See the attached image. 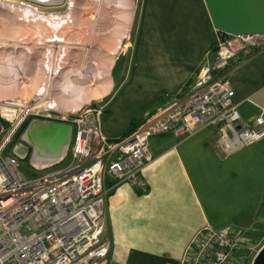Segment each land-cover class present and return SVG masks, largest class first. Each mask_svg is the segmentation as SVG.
I'll list each match as a JSON object with an SVG mask.
<instances>
[{"label": "crops", "instance_id": "obj_1", "mask_svg": "<svg viewBox=\"0 0 264 264\" xmlns=\"http://www.w3.org/2000/svg\"><path fill=\"white\" fill-rule=\"evenodd\" d=\"M137 2L120 85L98 118L101 134L110 140L129 135L150 113L173 103L220 36L264 34V0ZM221 73L241 123L253 128L264 117V47ZM214 140L210 129L183 139L152 137L143 193L106 178L107 264H180L205 226L244 230L263 214L264 139L224 158L214 153Z\"/></svg>", "mask_w": 264, "mask_h": 264}, {"label": "built area", "instance_id": "obj_2", "mask_svg": "<svg viewBox=\"0 0 264 264\" xmlns=\"http://www.w3.org/2000/svg\"><path fill=\"white\" fill-rule=\"evenodd\" d=\"M263 47L264 34L220 36L215 51H210L215 55L213 66L205 62L191 87L173 103L150 113L123 138L104 137L100 110L89 106L53 119L71 126L70 143L55 163L61 164L67 156L68 164L58 170L52 165L41 170L34 167L39 174L33 177L19 171L26 151L16 144L22 142L11 146L9 154L5 151L9 138L26 120L45 115L34 114L39 107L28 101L0 108V135L7 133L0 143V264H107L105 180L145 192L142 173L153 162L149 140L154 136L183 139L210 129L218 158L263 140L264 117L259 116L253 128L241 123L234 92L221 73L230 62L242 61L253 49ZM246 233L234 225L205 226L186 247L180 264H253L264 244L257 248Z\"/></svg>", "mask_w": 264, "mask_h": 264}, {"label": "bare ground", "instance_id": "obj_3", "mask_svg": "<svg viewBox=\"0 0 264 264\" xmlns=\"http://www.w3.org/2000/svg\"><path fill=\"white\" fill-rule=\"evenodd\" d=\"M36 1L42 2L43 0ZM85 1L88 3L83 8L84 13L82 11L79 12L78 5L74 0H69L67 4H63L66 6L67 11L60 15H54L41 14L38 12L37 7L28 5L26 2L7 3L0 0V67L6 66V63L11 59H16V61H19V59H38L37 62L28 63L29 66L28 64L26 66H28V72L34 76L40 78L39 76L42 75L40 79L47 77L46 81L43 79L47 84L43 83L42 86H39L44 91L47 90L46 95L49 98L47 100L45 97L47 101L44 106L50 108L48 110L74 113L87 105V101L90 98H94L97 94H101V98L105 99L114 88L112 82V67L116 55L126 49L121 48V43L129 36L133 22L135 3L133 0L126 2L121 0ZM96 31L100 33L94 35ZM86 35L89 36V39L94 35V41H97L96 37L98 36L107 42L105 44L102 43L103 46H100V44L97 48L94 47V51H92L90 48L93 46L91 45L93 41L86 42ZM81 36L83 38H80ZM81 52L84 53L83 56L85 59L88 54L87 59H93L92 62H95V65L93 63L92 65L88 64V67L81 71V69H76L75 66L70 64L69 69L72 70H70L68 76L72 78L71 74L74 75L75 73V77H73L75 81L72 82V87L69 90L70 93L76 90L75 82L77 81L76 84H80L83 88L82 90L80 89V97L69 100L70 98L62 95V93L57 95L52 94L53 89H56V87H52L54 80L50 79L49 76L51 77L52 74H57L58 70L64 68L62 62H66L70 57L77 61V57H79V53ZM33 69L35 72L32 73L31 70ZM8 77L10 76L6 73L5 75L0 74V88L3 87L2 90H4L5 84H8ZM90 78L99 87L97 91L93 89L95 85L90 84ZM94 78L96 79L94 80ZM39 86L35 88V93L41 92ZM40 108L42 112L45 111L42 106ZM23 141L34 148V145L26 136H24ZM65 151L66 149L63 150L61 156H64ZM20 152H23V150L20 149ZM58 161L60 159L53 163H47L39 156L38 151L35 149L31 163L41 170V168L45 169Z\"/></svg>", "mask_w": 264, "mask_h": 264}, {"label": "rangeland", "instance_id": "obj_4", "mask_svg": "<svg viewBox=\"0 0 264 264\" xmlns=\"http://www.w3.org/2000/svg\"><path fill=\"white\" fill-rule=\"evenodd\" d=\"M1 1H5L7 3H9L8 0H1ZM69 0H65L63 2V4H67ZM75 3L78 5H76L78 7V10L79 12L82 11V13H84V9L86 7V3H88L87 1L85 0H74ZM81 1V2H80ZM84 1V2H83ZM121 1H129V0H121ZM22 2H26L28 5H34L35 7L37 8H44V6H41V5H37L35 3H32V2H29V1H22ZM25 3V4H26ZM62 4V5H63ZM138 5V2L136 3V6H135V10H134V13H133V22H132V25H131V29H130V33H129V36L126 40H124L122 43H121V48H126L124 49L123 51H120V52H123L125 54H127V52L129 53L131 47H132V44H133V35H134V32H135V22L137 21V10H136V7ZM84 6V7H83ZM130 10V9H129ZM78 12V13H79ZM16 13V12H15ZM80 14V13H79ZM4 15V13H3ZM84 17V15H82ZM91 16V15H90ZM9 24V23H8ZM13 26V25H12ZM99 29V28H98ZM97 30V28H96ZM100 32H92V34L94 35H97L99 34ZM94 35L91 36V38L89 39V36L86 35L85 37L87 38L86 42L87 41H93V43L91 45H93L90 49L92 51H94V47H98V45L100 46H103L102 43L105 44V42H107L105 39H101L100 37H96V40L97 41H94ZM80 38H83L82 36ZM101 40V41H100ZM103 40V41H102ZM80 43V41H79ZM86 45V43H85ZM95 45V46H94ZM79 48V46H77ZM81 47V46H80ZM86 48V47H85ZM84 52V51H83ZM83 52L79 53V57H77V61L76 59H71V57L69 59H67V61H61L62 62V66L64 68L58 70L57 74H52L51 77L49 76L50 79L54 80L53 81V88L56 87V89H53L54 91H52V94H59V93H62V95H66L68 98H70L69 100L72 99H77L79 98V94H80V89L82 90V86L80 84H76L75 82V86L77 87L75 91H72L70 93V90L71 89V84L72 82H74L75 80H73V77H75V73L74 75L71 74V77L70 78L68 76V73L70 72V70L72 69H69L70 66H75L76 69H81V71H83L85 68L88 67V64L92 65V63L95 65V62H92L93 59H87L88 58V54H87V58L85 59V57L83 56ZM119 52V53H120ZM84 57V58H83ZM117 57V55H116ZM115 57V58H116ZM79 58V59H78ZM114 58V59H115ZM238 58V57H237ZM71 59V60H70ZM129 59V58H128ZM21 60V62H20ZM37 62L38 59H19V61H16V59H11L9 60L7 63H6V66L4 67H0V74L2 75H5L8 74L10 77H8L7 81H8V84L6 83L5 86H4V90L1 89V93H0V108L2 107H5L6 105H9V104H21L22 101H28L32 107L34 106H38L39 108L38 109H35L34 110V114L35 113H39V114H42V115H45L43 119V121H52L53 119H57V118H60L63 114L67 113V112H59V111H55V110H48L50 108H46L44 105L46 104V101L48 100L49 96L47 97L46 95V91H44V89H41L39 85L42 86V84H47L46 82L43 81V79L46 81L47 80V77L46 78H43V79H40L42 78V75L39 76L40 78L34 76L33 74H31L30 72H28V66L29 64L28 63H34V62ZM75 61V62H74ZM91 61V62H90ZM208 63L210 66H213L214 62H215V55L214 53L210 52L205 58H204V63L197 69V73L194 75V77L191 79L190 81V85L189 87H191L197 76L199 75L201 69L203 68V66ZM85 63V64H84ZM28 64V66H26ZM71 64V65H70ZM84 65V66H83ZM25 66V67H24ZM77 66V67H76ZM17 68V69H16ZM74 68V69H75ZM24 70H27V71H24ZM34 70V69H33ZM32 71L35 72V70ZM20 71V72H19ZM129 71V69L127 68L125 70V74H127V72ZM25 72V73H24ZM63 75H62V74ZM20 74V75H19ZM25 76H24V75ZM32 75V76H31ZM31 77V78H30ZM61 77V78H59ZM20 78V79H19ZM25 78V79H24ZM34 78V79H33ZM97 78V76H96ZM94 78V80L96 79ZM24 79V80H23ZM33 79V80H32ZM57 79V80H56ZM122 79V78H120ZM30 80V81H29ZM21 81V82H20ZM59 81V82H58ZM90 81V84L93 85L94 84V81L93 79H89ZM121 81V80H120ZM24 83V84H23ZM28 83V84H26ZM18 85V86H17ZM22 85V86H20ZM95 85V84H94ZM120 85V82H118L114 88H113V92L115 91V89ZM14 86V87H12ZM39 86V89L41 90V92L39 93H35V88H38ZM61 87V88H60ZM11 88V89H10ZM18 88V89H17ZM98 86H94L93 89L94 91H97L98 90ZM52 89V88H51ZM189 89V88H188ZM19 91V92H18ZM78 92V93H76ZM11 93V94H10ZM49 93V92H48ZM10 94V95H9ZM2 95V96H1ZM40 95V96H39ZM60 95V96H62ZM111 95H112V92L110 93V95L101 101V94H97L94 98H90L88 101H87V105L85 106H89L90 108L92 109H95V110H100V112H102L106 106V104L108 103V101L110 100L111 98ZM29 96V97H28ZM28 97V98H27ZM45 97L47 98V100L45 99ZM63 97V96H62ZM66 97V98H67ZM54 98V97H53ZM166 101V100H165ZM90 103V104H88ZM40 106H42L43 109H45V111H43V113H41V108ZM69 113V112H68ZM30 119V118H29ZM31 120H38V119H35V117H32L31 116ZM31 121V122H32ZM24 133V132H23ZM22 133V135H23ZM21 135V136H22ZM20 136V137H21ZM7 137V133H2L0 135V143L5 140ZM13 138L10 137L9 138V146L8 148L6 149V154H9V149H10V141L11 139ZM19 141L22 142L21 143H17L16 145H20L21 147H23V149H25L24 151H26V156L23 160L22 163H20V167H19V171L22 175H24L25 177H33L35 175H38L39 174V171H37L35 167L32 163H31V160H32V155H33V148L28 145L26 142H23L21 138H19ZM15 145V146H16ZM14 146V147H15ZM29 153V155H28ZM28 157V158H27ZM59 162V161H58ZM57 162V163H58ZM68 164V160H67V156L66 158H64L63 162H61V164H52V167L54 170H58L60 169L61 167H64ZM35 167V168H34ZM50 167V166H49ZM45 168V167H44ZM38 169V168H37ZM43 169V168H41ZM263 214L258 216V217H255L254 221L252 220L251 221V224H249V226H245V231H247L249 234H250V238L252 239V242L255 246H258L257 248L259 247H262L263 244H264V208H263ZM248 233H246L248 235Z\"/></svg>", "mask_w": 264, "mask_h": 264}, {"label": "water", "instance_id": "obj_5", "mask_svg": "<svg viewBox=\"0 0 264 264\" xmlns=\"http://www.w3.org/2000/svg\"><path fill=\"white\" fill-rule=\"evenodd\" d=\"M8 1L12 3H18L19 1L37 3V5L44 6V8H38V12L41 14L60 15L67 11L66 6L62 5L65 0H43L42 2H38L36 0ZM133 1L136 6L137 0ZM125 61L126 54L120 52L117 55L112 67V82L114 86L119 82L123 74ZM71 133V126L67 123L43 121L38 119L33 120L28 124L21 139L23 140L24 136H26L28 140L34 145V148L32 147L33 152L36 149L39 153V156L42 157L47 163H53L56 160H61L63 156H61L63 150L66 149L70 143ZM253 264H264V246L255 258Z\"/></svg>", "mask_w": 264, "mask_h": 264}, {"label": "trees", "instance_id": "obj_6", "mask_svg": "<svg viewBox=\"0 0 264 264\" xmlns=\"http://www.w3.org/2000/svg\"><path fill=\"white\" fill-rule=\"evenodd\" d=\"M212 51L214 52V51H215V48L212 49ZM190 81H191V80H190ZM190 81L185 85V87H184V89H183L182 91H184V90L188 87V85L190 84ZM182 91H181V92H182ZM39 120H41V119H39ZM31 121H32V120H31V118H30V119L26 120L25 123L22 124V126L20 127V129L18 130V132L13 136V138H12V140H11V142H10V146H13V145H15L17 142H19V138H20V136H21L22 133L25 131L26 127L28 126V124H29ZM2 124H3V123H2ZM3 126H4V124H3ZM136 127H137V126H134L132 130H134ZM28 155H29V153H28ZM27 158H28V157H27ZM24 161H25V160H24ZM263 204H264V203H263Z\"/></svg>", "mask_w": 264, "mask_h": 264}]
</instances>
